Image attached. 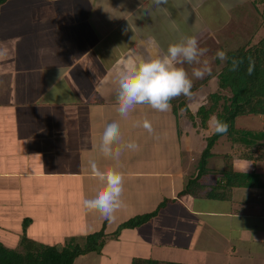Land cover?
Returning <instances> with one entry per match:
<instances>
[{"label": "crops", "instance_id": "obj_1", "mask_svg": "<svg viewBox=\"0 0 264 264\" xmlns=\"http://www.w3.org/2000/svg\"><path fill=\"white\" fill-rule=\"evenodd\" d=\"M28 1L18 2V7L15 3L17 9L11 11L21 16L19 8L23 10L22 4H25L36 34L25 32L28 38L20 52L22 64H14L18 70L10 71L11 79L7 78V63H0V103L2 109L6 108L7 119L14 118L12 128L3 130L0 137V242L7 247L10 237L6 233H14L20 225L23 229L25 219L31 220L27 229L53 220L68 222L70 212L76 209L78 220L71 233L83 238L99 232L107 219L97 211H89L82 203L103 186L89 168V160H96L101 170L115 167L125 176L124 204L115 213V219L108 220V234L123 222L154 212L163 201L170 200L151 222L124 231L114 247L106 244L103 257L111 264L123 261L131 264L136 257L174 262L164 259L167 250L198 258L208 248L225 249L223 243L229 244L241 258L264 256V213H251L254 209L251 203L259 204L263 200L264 189H225L220 195L222 199H203L201 194L198 198L180 196L188 179L196 173L200 157H193L194 151L201 153L206 147H203L206 138L202 130H210L208 136L212 135L211 123L215 117L210 119L207 129L194 127L183 117L182 135L174 141L172 136L178 128L172 107L167 112H159L147 105H138L127 118L117 111L116 78L121 62L165 55L166 35L171 36V24L174 25L169 20L173 21L176 13L170 7H176L179 14L174 20L176 27L187 25L186 1L181 0L183 6L176 4L177 0H168L159 6L154 0ZM196 4L201 6L200 2ZM149 24L152 29L145 31ZM22 34L19 32L20 38ZM186 65L193 69L192 65ZM190 102L193 112L202 105L194 110ZM29 108L38 112H31ZM145 119L151 122L153 133L142 127ZM172 119L174 124H170ZM113 120L120 124L122 143L134 141L139 145L138 151L125 149L119 162L104 157L99 150L103 129ZM261 121L263 124L264 119ZM196 137L203 138L201 143ZM218 144V150H213L216 146L212 149L215 156L208 163L213 174L231 165L236 173L256 171L264 175V163L238 158L232 151L236 145L232 141L227 144L232 146L231 150L221 141ZM230 155L236 157L230 160ZM214 160L217 163L212 166ZM213 174L203 180V190L218 183L219 177ZM209 177H214L216 183H211ZM160 217L178 246L171 242L155 246V219ZM194 249L199 251L190 253ZM230 249L220 252L221 255L233 257Z\"/></svg>", "mask_w": 264, "mask_h": 264}, {"label": "trees", "instance_id": "obj_2", "mask_svg": "<svg viewBox=\"0 0 264 264\" xmlns=\"http://www.w3.org/2000/svg\"><path fill=\"white\" fill-rule=\"evenodd\" d=\"M8 0H0V6ZM252 6L259 13L260 24L252 32L248 41L240 38L236 44L226 43L223 46L227 53L228 59L221 61L216 58L218 66L217 71L209 75L204 81L193 86L192 93L204 88L213 79L217 81V91L208 95L207 103L202 104L197 112L190 108L189 101L193 98L180 96L173 99L172 114L176 120L177 128H181V120L186 118L194 127L207 129L208 123L212 117L227 122L229 130L226 134H216L206 137V147L202 152L196 173L188 179L184 191L180 194L196 196L201 194L203 180L212 175L214 172L208 168L209 161L215 156L212 149L219 142L220 138L228 137V140L236 144L232 151L240 159L253 162L264 163V129L253 130L248 128L240 129L237 121L241 117H260L264 119V36L255 42V37L259 27L264 28V0H252ZM237 35V34H236ZM236 37V39H237ZM233 58L242 59L238 71L233 72L231 60ZM249 59L253 62V70L248 74ZM181 132V133H180ZM179 134H182L180 131ZM238 141L239 143H236ZM236 156L230 155L232 160ZM218 183L210 186L212 192L208 193L209 199H222V190L232 188H258L264 189V175L260 172L250 174H241L233 171L232 166L228 165L224 170H218ZM213 174V175H216ZM175 201V200H171ZM170 200L163 201L158 208L151 213L137 215L118 226L113 234L106 232L108 220L105 221L103 228L94 234L84 237V242L78 243L72 239L64 246L57 248L48 246L23 236L21 239L20 249H11L5 247L0 242V264H75L81 256L89 254L100 255L110 239L118 240L126 230H135L143 227L156 218L160 211L168 204ZM31 223L30 219H25V230ZM131 264H183L176 262H162L153 257H136Z\"/></svg>", "mask_w": 264, "mask_h": 264}, {"label": "rangeland", "instance_id": "obj_3", "mask_svg": "<svg viewBox=\"0 0 264 264\" xmlns=\"http://www.w3.org/2000/svg\"><path fill=\"white\" fill-rule=\"evenodd\" d=\"M11 0H8L10 2ZM24 2V3H29L28 0H13L10 5H6L5 7H0V63H7V78L11 79L10 71L13 70H18L15 68L16 63L21 65L19 60L22 58L20 57V52L25 46L26 43V38H28V35L25 36V32H32L34 33V36L36 34V29L31 26L30 24V13H28V8L25 4L23 5V10L19 8L21 11V16L18 14L13 13V8L15 6H19L18 2ZM185 5L188 8L189 14L186 15V20H187V25L186 24H181V26L176 27V22L174 23V20L177 19V16L179 14L176 10V7H170L172 9H175L174 12L175 16L172 18L173 21L169 20L172 22L174 25L171 24L172 30L170 31V35H166V40L165 43L166 47L168 49L169 45L174 44V43H179L182 41L185 37L189 36H196L198 41H199V46L202 48H207L208 52L206 53V56L203 59L207 58L211 62V67H212V74L213 72L217 71V64L215 62L216 58L215 54L219 50H224L223 46H225L226 43L229 44H236V41H238V37L243 38L242 40L248 41L250 38V35L252 32L260 26V16L259 13L256 11V9L252 6L251 2L252 0H185ZM201 4V6L199 3ZM15 3L17 5H15ZM168 3V2H167ZM183 1L177 0L176 4H181L183 6ZM15 5V6H14ZM164 12V10H163ZM36 14V13H35ZM168 14V13H166ZM18 20L16 21L15 20ZM161 19V18H160ZM159 19V22H161ZM171 19V18H170ZM259 19V20H258ZM12 21H14L16 24H14ZM158 21V19H156ZM179 27V28H178ZM152 29L151 24L147 25V27L144 29L145 31H148ZM157 29V26H156ZM160 32V29H158ZM179 30V32H178ZM19 32L23 33L22 38L19 37ZM175 33V34H174ZM237 34V35H236ZM163 33H160V36H162ZM264 36V28L259 27V31L255 37V42H258L262 37ZM237 37V39H236ZM33 38V36H31ZM30 38V39H31ZM29 45V43H28ZM17 61L19 62H15ZM0 64V65H1ZM12 64V68L9 67V65ZM185 63L184 65H181L185 67L186 71H188L189 76L193 79V86L197 85L198 83H201L204 81L209 75H206L203 79H196L195 77L191 76L192 73V68L187 67ZM194 67H199L200 65H192ZM204 90L201 91L197 90L196 93H194L192 100H190V104L193 107L194 110L198 108L199 105L203 103H207V95L209 93L217 91V83L216 80L212 81L208 86L203 88ZM15 90H12L14 92ZM3 101V98L1 99ZM193 102V103H192ZM5 105V104H4ZM3 106H1L0 103V137H2L3 130L11 129L12 128V123L11 121L14 120V118L7 119V115H5V109H2ZM38 107V106H36ZM31 112H38L37 110L35 111L34 108H29ZM29 111V112H30ZM16 119V116H14ZM170 124H174V120L170 122ZM214 125V121L211 123ZM237 126L238 128H248V129H253V130H259L263 129L264 123L262 124L261 118L260 117H241L237 121ZM183 131L182 127L180 129H177L175 131V135L173 134L172 139L176 141V137L179 140L180 135L179 132ZM205 130H202L203 136L206 138L212 131H207L204 132ZM201 132V133H202ZM173 133V129H172ZM197 142L201 143V138L202 137H196ZM203 139V138H202ZM219 142L221 141L222 143H225L226 145L229 143L230 140H228V137H222L220 138ZM205 141V139H204ZM218 144V143H217ZM216 144V145H217ZM219 145V144H218ZM206 146V141L203 142V147ZM218 146L213 149L214 151L218 150L216 149ZM231 145H227V148L231 150ZM220 150V148H219ZM202 153V152H201ZM201 153L198 150L194 151L193 157L199 158ZM185 158L188 159L189 156L186 153ZM216 160L214 162L212 161V166L216 164ZM211 166V167H212ZM211 183H216L214 177H209ZM188 182V181H187ZM263 193V190H260ZM212 190L211 188L204 189L201 191L200 197H203L205 199L208 193H211ZM261 193V194H262ZM199 193L195 196V198H198ZM205 197V198H204ZM198 202V201H197ZM263 204V205H262ZM264 206V196L263 200L259 201V204H254L251 203V208H254L251 213L254 215H263L264 211L262 207ZM23 211V210H22ZM67 211V210H66ZM66 211L64 212V215L66 214ZM72 213V214H71ZM79 214V210H72L70 212L71 216L68 217V222H58V221H51L48 224H43V225H36V226H30L29 229L25 230V226L23 223V229L22 225L20 227L16 228L14 233H6V237H10V242H7V247L11 249H20L21 243H18L17 240L22 239L23 236H26L29 239L34 240V238L38 237V242H43L47 245H53L52 247H57L60 248L64 246V244H67L70 239H76L78 243H83L84 242V237H75L74 233H71L72 227L75 226V222L78 220V218H75V215ZM54 215V214H53ZM54 217V216H53ZM51 217V219L53 218ZM156 222V232H155V246H160L162 243H175L178 246L177 241H172V236L168 232H166V229L163 227V222L164 219L162 217L155 219ZM162 225V226H161ZM76 230V228L73 229ZM116 231V230H115ZM113 234V232L111 233ZM4 235V234H3ZM39 235V236H37ZM41 236H44L45 238H41ZM142 238V237H141ZM66 239L63 243H61L62 240ZM168 240V241H167ZM21 242V240H20ZM116 240L115 239H110L108 242V247L112 246L114 247L116 245ZM18 243V244H17ZM225 246V249L221 251H218L217 248H208L205 250V254L200 257L196 256H191L189 253L186 254H174L173 251H164L165 258L166 260H172V261H177L178 263L184 261H189V263H195V264H264V256H259V255H252L251 257L246 256L244 258H241L238 256V253L234 252L232 249H230L229 244L223 243ZM126 252L129 251L127 247H123ZM228 249H230V255H233V257H225L221 255L220 252H226ZM107 251V250H105ZM104 251V252H105ZM157 252H160L161 250H155ZM198 249L192 250L190 253H196L198 252ZM239 252V251H238ZM105 252L104 254H106ZM220 253V254H219ZM243 256V255H241ZM98 261V263H97ZM111 261L107 260L106 257H103V251L101 252L100 255L98 254H89L85 256H81L79 260H76L75 264H111ZM119 264V263H116ZM121 264H128L127 261L121 262Z\"/></svg>", "mask_w": 264, "mask_h": 264}, {"label": "clouds", "instance_id": "obj_4", "mask_svg": "<svg viewBox=\"0 0 264 264\" xmlns=\"http://www.w3.org/2000/svg\"><path fill=\"white\" fill-rule=\"evenodd\" d=\"M168 0H154L159 6L166 4ZM207 48L199 46L196 36L185 37L179 43L169 45L167 53L150 60L133 59L122 61V67L116 78V99L118 113L127 118L138 105H147L159 112H167L171 109V101L180 96L191 98L193 79L189 76L185 67L188 65H200L192 69L191 76L203 79L212 74L211 62L205 58ZM221 61L228 59L226 51L219 50L215 57ZM243 63L242 59L233 58L230 70L236 72ZM253 62L249 59L248 74L253 70ZM214 132L226 134L229 130L227 122L213 118ZM142 127L149 133L154 129L149 120L145 119ZM138 151L139 145L130 141L122 143L120 124L113 120L107 123L100 137L99 150L104 157L119 162L123 151ZM92 175L98 178L103 186L91 198H85L82 203L89 211H97L100 215L111 221L115 219V213L123 207V193L125 176L115 167L101 170L96 160L88 162ZM264 206L262 207V209ZM264 211V210H263Z\"/></svg>", "mask_w": 264, "mask_h": 264}, {"label": "built area", "instance_id": "obj_5", "mask_svg": "<svg viewBox=\"0 0 264 264\" xmlns=\"http://www.w3.org/2000/svg\"><path fill=\"white\" fill-rule=\"evenodd\" d=\"M263 210H264V208H263Z\"/></svg>", "mask_w": 264, "mask_h": 264}]
</instances>
